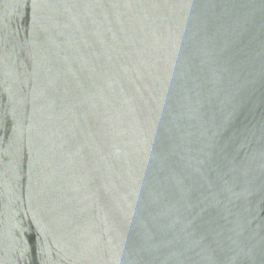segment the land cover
I'll return each instance as SVG.
<instances>
[{
  "label": "water",
  "instance_id": "95a60500",
  "mask_svg": "<svg viewBox=\"0 0 264 264\" xmlns=\"http://www.w3.org/2000/svg\"><path fill=\"white\" fill-rule=\"evenodd\" d=\"M0 264H264V0H0Z\"/></svg>",
  "mask_w": 264,
  "mask_h": 264
}]
</instances>
